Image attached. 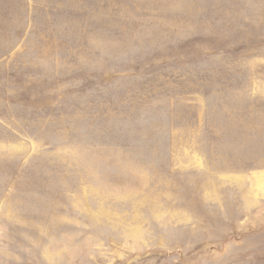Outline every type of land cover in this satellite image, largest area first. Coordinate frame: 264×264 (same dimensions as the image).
<instances>
[{
    "label": "rangeland",
    "instance_id": "374dc122",
    "mask_svg": "<svg viewBox=\"0 0 264 264\" xmlns=\"http://www.w3.org/2000/svg\"><path fill=\"white\" fill-rule=\"evenodd\" d=\"M0 264H264V0H0Z\"/></svg>",
    "mask_w": 264,
    "mask_h": 264
}]
</instances>
